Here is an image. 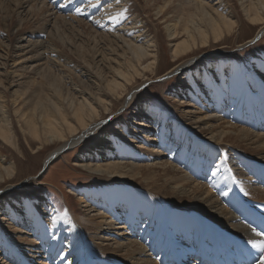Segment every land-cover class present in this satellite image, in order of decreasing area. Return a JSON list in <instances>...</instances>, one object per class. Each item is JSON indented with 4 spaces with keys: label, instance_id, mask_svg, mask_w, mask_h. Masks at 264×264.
Returning <instances> with one entry per match:
<instances>
[{
    "label": "bare ground",
    "instance_id": "6f19581e",
    "mask_svg": "<svg viewBox=\"0 0 264 264\" xmlns=\"http://www.w3.org/2000/svg\"><path fill=\"white\" fill-rule=\"evenodd\" d=\"M175 2L6 1L17 13L47 18L60 38L56 43L71 45L60 35V22L72 38L84 37L87 29L92 55L100 59L88 67L74 65L87 79L72 81L75 87L64 92L61 82L56 86L46 76L58 74L64 85L70 80L61 73V61L71 63L59 60L51 38L37 50L29 41L22 45V52L32 47L29 57H14L10 42H2L0 186L18 179L7 144L20 149L14 122L37 138L36 146L63 141L46 157V168L67 147L103 131L110 119L117 121V112L109 119L107 110L112 112L124 95L122 107L131 106L152 80L181 75L170 92L179 98L181 112L171 119L143 102L131 111L129 124L115 123V135L98 138L92 150L80 154L79 164L103 184L71 189L84 208L79 218L68 205L67 218L49 195L22 200L0 194V223H6L0 224V264H215V254L243 247L258 257L256 264L264 259V252L252 247L264 243L256 229L264 227V46L254 60L226 61L214 50L190 63L193 52L230 36L239 8L251 28L259 26L261 38L264 0H182L180 9ZM166 43L176 64L172 60L171 68L160 73ZM28 60L40 63L30 71ZM26 78L37 88L24 91L25 80L19 79Z\"/></svg>",
    "mask_w": 264,
    "mask_h": 264
},
{
    "label": "rangeland",
    "instance_id": "374dc122",
    "mask_svg": "<svg viewBox=\"0 0 264 264\" xmlns=\"http://www.w3.org/2000/svg\"><path fill=\"white\" fill-rule=\"evenodd\" d=\"M6 1L10 2L11 0H5V1L0 0V45L4 44L2 42H5L7 44L10 42L9 51L12 53L14 57H20L22 53L26 54L30 52V50L32 49V47L30 48L27 47L26 48L27 50L25 49V51L22 52V50H24L22 45L26 44L28 41L30 43L36 44L37 46L35 47V49L37 50L40 49L41 47L40 46L41 41H44V43L48 45L50 43L48 42V39L51 38V43L52 42L55 43L53 44V48L54 49L57 48V50L56 49L55 50L57 53L56 55H59L60 57L59 60L64 59V61H69L71 63V64L63 65V61H61L62 63L61 68H64L65 71L61 73L62 74L64 73L65 75L69 76L70 80L68 78L69 80V81L67 80L68 83L67 84L65 83L64 85L61 79L58 78L59 77L58 74H55L53 72L52 73L48 72L46 76L49 79L47 77L46 79L51 81V83H54L56 86L63 85L62 88L64 92H66L65 89L66 87L71 89L75 87L72 81L78 83L83 79L84 80L87 79L78 75L79 72L73 69L75 68L74 65H78V66L84 65L85 67H88L87 65L91 60H93V62H96L98 59H100V58L95 59L92 55L91 45H93V42L91 40L89 41L90 38H87L88 37L87 29L84 30V32H86L83 34L84 37L80 36V38H78L79 37L78 36L77 38L76 37L72 38L73 36L71 35L69 29L66 28L67 25H65L63 22H60L61 25L60 28H62V30L60 31L61 37L63 39L67 38L68 39L67 42L70 41L73 47L68 43L66 44L62 42L56 43L55 39L59 37L55 35V28H52L51 25L50 26L47 25L46 23L47 18H43L40 15H36L34 18H32L31 15H27V13L25 12H23L22 14L17 13L15 8L13 9V6L7 4ZM14 1H18V0H14ZM173 2H175V0H173ZM178 2L181 3L182 0H178L177 2L174 3L175 7L180 9L181 5ZM176 3L179 4L180 6L176 5ZM7 5H9L8 7L10 8L7 9ZM238 11L239 14L236 16L237 21L234 23L235 29L232 31V33L230 34V36H228L226 40L221 41L223 42L222 43L223 47L220 42L219 44L216 45V47L209 46L208 48L204 47L201 50H196L195 52H193V54L190 55L191 57L190 59H192L190 61L191 65L200 62V58H205L203 56H205L206 52L210 53V51H214V50H220L219 55H221V58L226 61L242 62V60H246V59L254 60V58H256L254 55L255 51L261 49L264 46V33L262 34L261 38H259L260 36L258 37V33L256 32L259 26L258 27L256 26V28H251L250 25L252 24L249 23L250 19L248 18V15H246V13L241 8H239ZM157 23L158 22L154 21L155 25H157ZM242 23H244L243 26ZM263 26L264 24L262 25V27ZM158 30H160V27H158ZM49 32L50 35L48 36ZM253 35H255L253 41L247 42L248 44H243ZM74 39H76L77 41H75ZM84 39L85 42L82 41ZM29 42L28 44H30ZM88 42H90V45ZM74 46L78 47V50ZM18 47L19 49H17ZM83 47H86V49ZM1 48L3 47L0 46V49ZM71 48H73V51ZM171 48H172L171 45L168 43H166V45L165 44L162 45L161 50L163 54V60L159 62V65L162 64L163 68L161 69L160 73H164L172 65V60L174 59V57L172 55ZM2 53H5L4 48L0 50V61L2 60L1 57L4 55ZM29 55L32 54L28 53L27 57H29ZM79 55L82 58H80ZM46 56H48V53H46ZM33 59L34 58H32V60ZM32 60H28L27 63V65H30L31 63L30 71H32L33 70L32 68H34L37 64L40 63V61L34 63L32 62ZM45 60L46 58H44L43 61L46 62V64H48V59L46 61ZM3 61L4 60L0 62V66L3 65L1 64ZM10 62L9 64H12ZM175 64L176 63L174 62V65ZM3 71L4 68H0V74L3 75L2 73ZM57 73H59V71H57ZM179 77H181V75L177 74L176 72L172 75H169L167 78L162 77L160 79L161 81L152 80L149 83L145 84L141 88L139 94L137 95L131 106L124 105L122 107V101L125 100L126 97L124 95L121 98V100L117 102L114 110L112 112H110V110H107L105 114L108 115V113H110L107 116V118L110 119L112 116L111 113L117 112V117H118V118L116 117L118 119L117 121L116 119L115 120L110 119V121L105 123V128L103 131L101 132L97 131L96 132L97 134L94 133L95 135L89 136L84 141L80 142V144L78 143L76 147L75 146L67 147L63 151V153L55 157V159H53L52 162L46 168L44 164L46 157L51 151H53L55 148L61 145L63 141L59 142L52 140L50 143H45V145L44 144L41 145V147L43 146L41 148L39 146H36L38 142L37 138H34L30 133H24L20 128V124L18 122H14L13 124L11 122L15 130V135L17 136L15 137V139L19 140L20 149L13 148L9 143L7 144L10 146V148L8 149L10 150V152H13L15 156L14 161L16 163V168H17L15 176L17 175L18 179L8 183H2L0 186V190H4V189L7 190H5L6 192L0 191V194L3 195L9 192L10 194L9 196H7V198H18L22 200L33 199L36 197H44L45 195H49L53 199L55 204L59 206L60 211L67 213L66 215L67 218H70V212L68 210V206L76 213L77 217L78 216L81 217L84 213V208L77 201L76 194L72 192L71 189L85 188L90 185H100L101 183L103 184V181L100 180L99 177L94 176L91 173V171L87 169L85 166L79 164L80 154L83 151L92 150V147L94 146V141L97 140L98 138H102V137L105 138V136L109 135V133L115 135L117 133V129L114 128L116 126L115 123L117 124L119 123L118 124L119 126L121 124H124V122L129 124L130 122L129 118L133 117L130 114L131 111H135V107L143 102L147 104H152L154 107L163 110V112L166 111V113L169 114L171 119L174 118L175 113H177L176 110H178L177 106H179L178 105L179 98L174 99L170 92L172 91L174 85L177 83ZM1 79L3 80L5 78L0 75V91L5 89L3 87L4 83H1L2 82ZM66 79L67 78H64L65 81ZM19 80H20L19 82L25 80L24 83H21L22 85L21 88L24 91L25 89H30L31 91L37 88V86L33 87L30 86L31 84L28 83L29 80H32V78L19 79ZM146 80H147V76L140 78V81L131 85L128 90L130 91L131 89L134 88L135 85L141 82H145ZM59 82H61V84H58ZM87 85L90 86L91 85L90 82L87 83ZM28 86L30 87L28 88ZM30 91L29 93L27 92V95L30 94ZM67 93H69V91H67ZM111 98L113 100H116L114 96H112ZM135 121H141V120L138 119ZM143 134L145 135V132H143ZM26 137L29 138L27 139ZM21 141L22 144H20ZM226 151L227 149L225 148L223 153H226ZM34 179H36V182L34 181ZM0 224L1 226L6 225V223L4 224L0 223Z\"/></svg>",
    "mask_w": 264,
    "mask_h": 264
},
{
    "label": "snow or ice",
    "instance_id": "6c2138e0",
    "mask_svg": "<svg viewBox=\"0 0 264 264\" xmlns=\"http://www.w3.org/2000/svg\"><path fill=\"white\" fill-rule=\"evenodd\" d=\"M79 11V9H78ZM261 234H264V233H261ZM252 247L253 248H258L261 250V252H264V243H261V242H253L252 243ZM260 264H264V259L260 260Z\"/></svg>",
    "mask_w": 264,
    "mask_h": 264
}]
</instances>
